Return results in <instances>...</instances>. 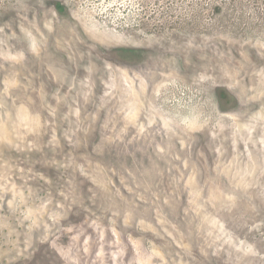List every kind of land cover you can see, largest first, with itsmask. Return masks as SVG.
<instances>
[{"label": "rangeland", "instance_id": "obj_1", "mask_svg": "<svg viewBox=\"0 0 264 264\" xmlns=\"http://www.w3.org/2000/svg\"><path fill=\"white\" fill-rule=\"evenodd\" d=\"M0 264H264V0H0Z\"/></svg>", "mask_w": 264, "mask_h": 264}]
</instances>
